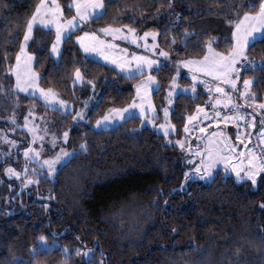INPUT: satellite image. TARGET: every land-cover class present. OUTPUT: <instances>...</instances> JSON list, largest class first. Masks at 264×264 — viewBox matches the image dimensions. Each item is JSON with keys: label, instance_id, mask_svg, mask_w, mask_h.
<instances>
[{"label": "trees", "instance_id": "16d2710c", "mask_svg": "<svg viewBox=\"0 0 264 264\" xmlns=\"http://www.w3.org/2000/svg\"><path fill=\"white\" fill-rule=\"evenodd\" d=\"M59 1L68 14L71 0ZM263 1L172 0L169 8V0H105L104 14L75 30L63 42L58 60L50 51L54 30L37 25L28 51L36 57L40 84L73 103H82L93 90L98 102L89 122L73 136L74 144L86 143L87 148L58 168L54 178L35 164L40 182L20 193L11 186L14 180L4 176L8 160L0 152V264H264V179L253 186L220 170L212 181L201 183L190 176L185 182V173L193 172L187 158L165 136L140 126V117L109 129L94 128L109 108L130 103L141 75L129 78L114 65L88 56L76 40L85 30L104 26L157 32L159 45L173 58L157 72L161 86L154 102L159 109L178 62L206 56L209 42L217 51L230 52L235 22L245 12L257 13ZM38 3L0 0V126L28 103L47 110L41 100L16 92L10 73L25 21ZM177 15L181 19L173 23ZM185 29L192 34L185 37ZM247 56L264 61V38L249 45ZM77 68L94 82V89L87 82L73 86ZM247 69L244 74L254 79L253 92L262 103L264 67ZM179 79L192 82L184 74ZM205 79L209 86L210 77ZM196 89L174 100V138L184 136L188 115L210 97L203 82ZM41 235L47 237L43 249Z\"/></svg>", "mask_w": 264, "mask_h": 264}, {"label": "snow or ice", "instance_id": "6c2138e0", "mask_svg": "<svg viewBox=\"0 0 264 264\" xmlns=\"http://www.w3.org/2000/svg\"><path fill=\"white\" fill-rule=\"evenodd\" d=\"M172 0H169V8H171ZM69 10L75 9V15L70 19L64 17V9L60 5L59 0H39V3L35 7V11L32 13L31 17L25 21L26 30L24 31L23 44L21 46L20 54L16 56V67L10 69V71L15 73L16 76V91L25 92L31 96L42 100L45 107L51 108L54 111H60L65 114H68L69 109L73 106L70 105L67 101L59 98L58 93L52 89H42L39 88L34 82L39 78L38 74L30 71L31 62L36 58L33 54L28 53L26 48L28 42L33 40V29L37 25H42L49 28L55 29V42L51 45V54L59 57L61 55V45L67 40L71 39L75 30L80 29L88 21L92 19H97L101 17L106 11L105 0H72V3L68 6ZM159 11V9H158ZM181 17L176 16V21H179ZM230 24L233 21H228ZM235 31L232 33V39L234 44L231 48V51L228 54H223L215 52L212 48V43L209 42L207 45L209 55L204 56L202 60H180L177 66V78L179 77V67H184L190 69L194 73H202L207 76L213 77L216 81L223 83L226 86H229L236 95L243 100V105L236 103L235 98L225 91V88L220 87L219 84L216 85L214 92L219 94L216 98L215 106H222L230 110H234V115H225L221 116L220 112L213 113L212 116L209 115L203 108L197 107L196 116H188L187 119L191 124L192 121L198 120L201 113H203V119H216L217 121L228 122L231 121L236 125L239 130L241 123L247 124L251 128L256 127V115L255 112H259L262 115L261 119V132L259 138L261 141H264V103H257L256 93L251 91V86L253 84V79H244L243 80V90L240 91L237 88L238 81L240 80V71L243 68L247 71L248 66L258 65L264 67V61L256 62L250 60L247 56V51L249 48L250 42H255L258 38H264V2L260 3L259 11L255 14L245 12L243 17L238 19L235 22ZM106 37H111L112 40L121 39L123 41H128L132 44H137L139 40H143L144 43L142 47L149 50L152 53L158 54L160 57H163L165 60L170 58V53L167 51H158V45L153 43L149 45L147 43V38L151 36L153 40L158 35V33L145 32L143 37H138L136 30L132 27L125 26L123 28L108 26L102 29H99ZM187 29L184 30V36L187 37L191 35ZM76 40L79 42L80 46L83 48L85 53H95L102 57L105 61L110 62L113 65H116L122 72H126L129 78H132L136 75H143L145 72H148L149 75L144 79L140 84L136 85L137 99L140 101L137 103L136 100L132 104H129L126 108L122 109H110L109 115L103 116L101 119L96 121L97 128H108L111 126L112 122L119 118L124 120L125 113H129L128 119L134 118L135 112L138 111L140 117H142L141 125L145 123L155 125V120L150 118L148 113L151 112L153 116L156 115V108L151 103L150 100V85H155L157 90L160 85L156 82V78L151 75V70L154 65L159 67V61L150 59L148 56H137L132 54L131 59L128 58L127 49H121L119 45L111 43L109 40L101 39L100 36L96 35L95 32H84L83 36H77ZM171 43H176V38L172 37ZM182 43H187V41H182ZM121 53L122 55H117ZM23 58V62H22ZM237 64L240 67H237ZM197 76L194 74L192 76L193 85L191 91L195 93L196 87L195 83L197 82ZM87 82L91 84L93 89L95 84L93 81H86L84 74L79 68L74 72L73 86L76 84H83ZM204 85L208 87V82L203 81ZM179 87L176 83V78L173 79L170 84L168 92V103H172V95L175 89ZM31 89V91H29ZM187 92L189 89H183ZM209 91L212 92L213 89L209 88ZM222 97V98H221ZM18 106V105H17ZM251 107L253 113H244L242 114L241 110L245 107ZM87 108V102L84 105ZM165 120L168 119L169 112L167 108L163 109ZM84 110L77 112L73 117L74 121L83 119ZM12 125L15 127L9 129L10 132H15L17 128L21 130H27L31 134V141L28 142L29 146L23 149V157L25 159V165L21 170H17L14 167H7L4 169L5 174L9 178H16L22 180V187H26L30 184H38L40 181L30 178L29 173L32 176L37 174L36 168H30V164H38L41 169H43L48 178H54L57 173V166L62 162H67L69 157H72L74 153L68 152L64 147H60L58 153L53 155L50 158H42V151L44 148L45 136L51 135V147L55 149L57 147L58 141L62 140L64 143L67 142L69 133L64 131L62 137H57L55 134L49 133L47 128V121L44 117H36L34 108H29L27 115L23 118V123H17V117L15 112L9 115L7 118ZM36 119H39L45 127L41 128L35 123ZM198 125H193L197 127ZM219 127V124H217ZM158 131L162 130L163 134L167 137L170 131L175 130V125L161 124L158 126ZM132 131H136L133 129ZM201 136L198 139L204 144L205 151L200 150V146L194 151V155L200 157L199 165L191 173H185V182L190 178V176H199L201 169H203V175L200 176V179H212L214 174V169L219 163L224 164V171L232 172L235 174L237 182H250L253 186L257 184L258 178L264 179L262 174H264V159H261L257 155V151L254 148L248 149L247 155L244 152H240L238 155L240 159L237 163L230 164L229 160L236 154V146L231 144L230 137L225 136L223 133H218L213 131L210 135L205 136L204 133L206 130L204 128L199 129ZM43 132L44 135L40 133ZM184 132L187 134L189 132V126H184ZM241 136H245V133H239L237 139L240 140ZM245 138H248L245 136ZM37 141L40 142L38 147H34L37 144ZM0 142H3L10 146V148H17V141L11 139L7 132L4 129H0ZM243 143V140H241ZM250 142V141H249ZM170 144H176L181 149L185 148V141L176 140L168 141ZM247 147V145H245ZM87 144H82L81 149H86ZM259 150L264 152V143L259 146ZM188 152L192 153L193 149L189 147ZM6 153L5 155H9ZM193 163V161H189ZM54 198V197H52ZM175 231V230H173ZM42 249L47 243V237L41 235L39 238ZM46 250V249H45ZM35 251V249H33ZM91 250H89L90 252ZM77 254H81L77 250ZM87 255V253H84Z\"/></svg>", "mask_w": 264, "mask_h": 264}, {"label": "rangeland", "instance_id": "374dc122", "mask_svg": "<svg viewBox=\"0 0 264 264\" xmlns=\"http://www.w3.org/2000/svg\"><path fill=\"white\" fill-rule=\"evenodd\" d=\"M264 2V1H263ZM72 3V0L69 2V5ZM60 5L63 7V9H65L64 5L62 3H60ZM73 15H75V9H72V13L70 15H66L64 13V17L66 19H70ZM91 21V20H90ZM89 22V21H88ZM128 26V25H127ZM36 27V26H35ZM35 27L33 29V35H34V30H35ZM105 27H108V26H104V27H98V29H88V30H85L84 32H95L96 35L100 36L101 39H106V40H109L111 43L113 44H116V45H119V47L121 49H127V52H128V58L131 59V55L134 54V55H137V56H148L150 59H153V60H158L160 63H159V67H157L156 65L153 66L152 70H151V75L154 76L156 78V82L161 86V82L160 80L158 79L157 77V72L161 70V65H163V63L165 62H168V60H173V58L170 56L169 59L165 60L163 57H160L158 54H155V53H152L150 52L149 50L145 49L144 47H142L144 41L143 40H139V42L137 44H132L128 41H123L121 39H115V40H112L111 37H106L104 36L102 33H100L99 29H102V28H105ZM112 27H118V28H123L125 26H112ZM131 27V26H129ZM133 28V27H132ZM54 30V35H55V29L54 28H51ZM136 30V33H137V36L138 37H143V34L145 32H150V33H157L155 31H138L136 28H134ZM93 30V31H92ZM83 32V33H84ZM83 36V35H82ZM258 38H259V34H257ZM257 38V39H258ZM55 39V38H54ZM32 42L29 41L28 42V46L29 44ZM55 42V41H54ZM147 43L149 45H152L153 43L157 44L158 45V51L162 50V51H166V50H163V48H161V46L159 45V34L155 37V40H153V38L151 36H149L147 38ZM253 42H250V44H252ZM23 44V43H22ZM249 44V45H250ZM28 46L26 48V51L28 53H31L30 51H28ZM62 46H63V43L62 45L60 46L61 49H62ZM83 49V48H82ZM21 50V49H20ZM19 50V51H20ZM215 52H219V53H223L221 51H217L216 49H213ZM62 51V50H61ZM231 51V50H230ZM229 53V52H228ZM228 53H223V54H228ZM20 54V52L18 53ZM32 54V53H31ZM53 55V54H52ZM88 56H91L93 57L94 59H99L101 60L102 62L104 63H109L111 64L110 62L108 61H105L102 57H100L99 55L95 54V53H87ZM117 55H122L121 53H117ZM205 55H209V52L207 51V53ZM54 59L58 60L59 57L53 55ZM204 57L202 58H197V59H193V60H202ZM192 60V59H190ZM22 62H23V58H22ZM34 60L31 62V67H30V71L32 72H35L36 71L34 70ZM113 65V64H111ZM117 69H119L116 65H114ZM16 67V61H15V65L12 69H14ZM237 67H240L239 64H237ZM245 67L248 68V65H245ZM120 70V69H119ZM10 73L14 76V89L16 91V76H15V73L10 71ZM124 74L127 75L126 72H123ZM38 74V73H36ZM187 75L191 78L192 80V76L195 74L197 76V82L195 83V87L197 88L198 84H201L203 81H206V77H210L211 79H214L213 77L211 76H207V75H204L202 73H194L192 71H190V69L188 68H185V69H180L179 70V77L177 78V70L174 72V75L172 77V81L174 78H176V83L177 85H179V87H177L171 97L172 99V103L169 104L168 103V99H169V96H168V92H169V88H170V84L172 83V81L165 87V91H166V99H165V105L163 106V108H159L156 106V103L154 102V92L155 90H157L156 86L155 85H150V100H151V103L155 106L156 108V115L153 116L151 112L148 113L149 117L150 118H153L155 120V125H152V124H147L145 123L144 126H149L151 128H153L158 134L162 135V136H165L163 134V131L162 130H157L158 129V126L161 125V124H165L166 126L168 124H172V125H175L172 123V118H171V115H172V111H173V108H174V104H175V98L178 94L180 93H189V94H195L197 92V89L195 91V93H193L191 91V87L193 85V80L190 84H183L181 81H180V77L182 75ZM149 75L148 72H145L139 79V81L135 84V92H136V85L137 84H140L144 79L147 78V76ZM128 76V75H127ZM137 76V75H136ZM38 79L34 82L36 85H38L39 88H42V89H52L51 87L50 88H47V87H44L43 85L40 84L39 80H40V75L38 74ZM253 79L250 75H245L244 74V69L242 68L241 71H240V80L238 81V84H237V88L242 91L243 90V80L244 79ZM74 79V78H73ZM254 81V79H253ZM219 82V81H218ZM78 85H83V84H78ZM229 87V86H228ZM230 88V87H229ZM160 89V87H159ZM183 89H189V91L185 92L183 91ZM53 91H55L54 89H52ZM29 91H31V89H29ZM251 91H253V87L251 86ZM17 92V91H16ZM56 92V91H55ZM20 93H23L24 95L28 96L29 94L28 93H25V92H20ZM58 93V92H56ZM92 94H94L93 90H91L90 92V96L87 97V99H85V101H83L82 103H73L72 101H70L66 96L64 95H61L58 93L59 95V98L62 99V100H65L67 101L70 105H72L73 107L71 109H69V112L68 113H72V115L70 117H67L65 113L63 112H60V111H54L53 109L51 108H46L47 110H45L44 112L42 111V109L39 110V107H38V104L37 103H34V102H31V103H28L27 105H24V106H20V111H18V113H16V117H17V123L18 124H21L23 123V118L25 115H27V112H28V109L31 107V108H34L35 110V116L36 117H44V119L47 121V128L49 130V133H52V134H55L57 137H62V133L64 131H68L69 133V136H68V140L66 143H64L62 140H59L58 141V144H57V147L55 149H53L51 147V144H50V141H51V135H47L45 136V140H44V148H43V151H42V158L44 159H47V158H50L52 157L53 155H55L56 153L59 152L60 150V147H64L68 152L70 153H74V155L76 154V152L78 150H81V145L83 143H79V144H74V140H73V136H74V133L77 129H79L78 127L80 126H83V125H86L88 122H89V119H90V113L91 111L93 110V108L96 107V103L98 102V97H94ZM31 96V95H29ZM35 97V96H34ZM36 98V97H35ZM38 99V98H36ZM40 100V99H38ZM136 100L137 103H139L140 101L137 99V93L135 95V97L130 101L129 104H132L133 101ZM42 101V100H41ZM85 102H87V108L84 107L85 105ZM43 103V102H42ZM259 103V102H257ZM264 103V102H262ZM44 104V103H43ZM129 104L127 105H124V106H121L119 108H115V107H111L109 108L103 115H101L100 117L97 118V120L101 119L103 116L105 115H109L110 112L109 110L110 109H122V108H126ZM45 106V105H44ZM200 108H204L205 105H200L199 106ZM164 108H167L168 109V112H169V116H168V119L165 120V116H164V111L163 109ZM84 110V114H83V119L82 120H76L74 121L73 117L76 115L77 112H80L81 110ZM125 119L124 120H120L119 118H116L110 127L108 128H97L96 127V121L94 122L93 124V127L96 128L97 130L98 129H109V128H113L115 126H118L120 125V123H122L123 121L127 120L128 118V115L129 113H125ZM197 115V110L194 111L193 113L189 114L188 116H196ZM135 116H138L140 117L139 115V112L136 111L135 112ZM140 119L142 120V117H140ZM197 120H194L192 121V123L190 124L188 119H187V125L189 126V130L191 129L190 127L192 126V124H195ZM4 126H0V129H4L5 132H7V134L9 135V137L11 139H14L17 141V144H18V147L17 148H10L9 145L3 143V142H0V152L2 154V158L5 159V160H8L7 163L5 164L6 165V168L11 166V167H14L16 168L18 171L21 170L24 165H25V159L23 157V149L25 147H28L29 144L28 142L31 141V134L27 132V130H21L20 128H17L15 132H10L8 131L9 129L15 127L14 125H12L9 121H7L6 119V122H4ZM35 123L37 125H39L41 128L45 127V125L39 120V119H36ZM140 126L141 125V121H140ZM175 130H176V127H175ZM175 130L173 131H170L169 132V135L165 138L167 139V141H176V140H181V141H185V148L184 149H181L178 145H176L177 147H179V151L185 156V158H187L186 162H187V165L190 167L191 166V170L194 171V169L199 165V162H200V157L194 155V151L195 149L197 148V146H200V150L203 152L205 151V148H204V144L203 142L200 140V142L197 144L195 143H192V139L190 136H188L185 132H184V136L182 138H174L173 134L175 133ZM213 131H216L218 133H223L225 136L227 137H230V143L235 145L236 146V154L230 158L229 160V163L230 164H234V163H237L240 159H242L241 157H239V153L240 152H244L246 155L248 153V149H249V146L248 144H244L241 142V140H238L236 137H235V134L231 133L230 132V128L227 127L226 130L225 128L222 126V127H211L210 130L207 132V134L205 136H208L210 135ZM41 135H44L43 132L40 133ZM201 134V133H200ZM241 142V143H240ZM40 144L39 141H37V144L34 145V147H38ZM245 145H247V147H245ZM191 147L193 149V152L190 153L187 151V149ZM6 153H10L9 155H5ZM73 155V156H74ZM72 156V157H73ZM20 157H22V162L20 161ZM72 157H69L67 159V161L72 158ZM189 161H193V163H189ZM65 164V162H62L60 165L57 166V169L60 168L61 166H63ZM19 165H22V168L20 167L19 168ZM38 165V164H37ZM30 168H36L35 167V164H30L29 165ZM222 170L223 173H226L224 171V164L223 163H219L216 168L214 169V174H213V178L218 174V172ZM202 171V175H203V169H201ZM40 171L37 169V176H32L31 173H29V177L30 178H33V179H36L38 178V176H40ZM228 175H233L235 176L234 173L232 172H227ZM4 176L7 178V179H12L14 180V182L11 183V186L14 187V186H18V188L20 189V193L21 191H23L25 188H27V186H30L32 187V185H35V184H30V185H27L26 187H22V183L23 181L22 180H19V179H16V178H9L6 174H5V171H4ZM264 177V176H263ZM212 179H206L207 181H212ZM33 188L32 189H29L28 191L32 192Z\"/></svg>", "mask_w": 264, "mask_h": 264}, {"label": "built area", "instance_id": "2783aa9c", "mask_svg": "<svg viewBox=\"0 0 264 264\" xmlns=\"http://www.w3.org/2000/svg\"><path fill=\"white\" fill-rule=\"evenodd\" d=\"M234 98H235V102L236 103H239V104H242L240 101H239V97L234 94ZM206 112L209 113L210 116L213 115V113L215 112H220L221 113V116H225V115H234V110H230L228 108H224L222 106H215V101L211 100L210 103H208V105L206 106ZM242 114L244 113H253V109L251 107H247L245 106L242 110H241ZM256 115V127L255 128H251L249 127L247 124H244V123H241V127L240 129L238 130L236 125L233 124L231 121H228V122H224V121H217L216 119H209V120H204V119H201L199 121V123H197L196 125H198L197 127H195V131H199L200 128H207V127H210L212 124H215V123H226V124H229L233 127H235L236 129V133H245V136H247L248 138H245V136H242L245 140L248 141V143H250V146L251 148H254L255 146V150L257 151V155L261 157V159H264V152L260 151L259 150V146L264 143V141H261V139L259 138V134L261 132V128H259L258 126V119L260 117H262V115L259 113V112H255L253 113ZM250 141V142H249Z\"/></svg>", "mask_w": 264, "mask_h": 264}, {"label": "flooded vegetation", "instance_id": "af4514ba", "mask_svg": "<svg viewBox=\"0 0 264 264\" xmlns=\"http://www.w3.org/2000/svg\"><path fill=\"white\" fill-rule=\"evenodd\" d=\"M200 176H202V171L200 172L199 176H196L194 178V180H198V181H200L202 183V179L199 178ZM184 191H186V189H184Z\"/></svg>", "mask_w": 264, "mask_h": 264}, {"label": "crops", "instance_id": "0c3cea01", "mask_svg": "<svg viewBox=\"0 0 264 264\" xmlns=\"http://www.w3.org/2000/svg\"><path fill=\"white\" fill-rule=\"evenodd\" d=\"M59 3H61L60 1H59ZM39 26H42V25H39ZM43 27H45V26H43ZM45 28H48V27H45ZM35 29H36V27H35ZM93 31V30H92ZM83 35V33L80 35V36H82ZM79 43V42H78ZM80 45V44H79ZM81 47V46H80ZM81 49H82V47H81ZM87 54V53H86ZM202 114V113H201ZM200 114V115H201Z\"/></svg>", "mask_w": 264, "mask_h": 264}, {"label": "water", "instance_id": "95a60500", "mask_svg": "<svg viewBox=\"0 0 264 264\" xmlns=\"http://www.w3.org/2000/svg\"><path fill=\"white\" fill-rule=\"evenodd\" d=\"M204 134L206 135V134H207V132H205ZM200 140H201V139H197V142H200ZM205 182H206V180H205ZM175 232H176V231H175Z\"/></svg>", "mask_w": 264, "mask_h": 264}]
</instances>
